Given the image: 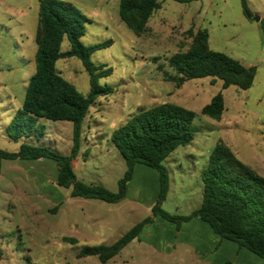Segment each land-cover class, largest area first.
Returning <instances> with one entry per match:
<instances>
[{"label": "rangeland", "instance_id": "rangeland-1", "mask_svg": "<svg viewBox=\"0 0 264 264\" xmlns=\"http://www.w3.org/2000/svg\"><path fill=\"white\" fill-rule=\"evenodd\" d=\"M85 17V46L111 44L93 52L91 61L111 69L99 79L113 92L99 97L82 124L78 180L117 193L127 170L112 141L113 132L141 109L172 103L195 113L194 141L174 150L163 162L169 172V192L163 209L187 216L202 203V170L217 142L226 143L239 160L264 176V0H199L178 3L159 0L161 8L138 37L122 22L119 0H62ZM39 0H0V149L18 152L23 143L71 153L73 124L38 118L43 136L11 139L6 131L21 108L35 72V43ZM194 27L209 32L210 47L242 63L255 66L253 86L222 89V81L192 80L181 87L169 59L188 49L186 32ZM69 49L65 41L62 50ZM61 75L87 96L89 76L78 58L57 63ZM168 73V74H166ZM219 92L225 98L220 121L201 114ZM76 166V161L74 160ZM58 167L50 160H2L0 176V264H197L186 247L164 249L171 243L166 229L153 222L106 263L97 256L79 258L84 246H111L134 225L153 217L158 172L136 166L126 197L118 203L71 197L57 184ZM149 202H151L149 204ZM155 218H153L154 221ZM149 231L155 232L147 236Z\"/></svg>", "mask_w": 264, "mask_h": 264}, {"label": "trees", "instance_id": "trees-1", "mask_svg": "<svg viewBox=\"0 0 264 264\" xmlns=\"http://www.w3.org/2000/svg\"><path fill=\"white\" fill-rule=\"evenodd\" d=\"M191 3L199 0H174ZM243 12L251 18L247 0H241ZM161 8L159 0H119L122 22L141 37L148 30V22ZM87 17L72 3L62 0H39L35 43V72L30 77L24 101L7 127L13 140L23 136L41 137L44 131L36 126L38 118L51 121H69L73 124V146L70 155H63L48 147L23 143L18 152L0 149V176L2 160L48 159L57 164V184L70 189L71 197L97 199L118 203L127 194L136 166L156 170L159 175V193L147 217L134 225L111 246H84L79 258L97 256L106 263L119 254L130 242L138 238L153 218L161 217L175 224L177 230L199 218L224 240L236 243L264 260V176L238 159L223 141L212 149L207 166L202 170L203 195L201 206L187 216L171 215L163 209L169 192V172L164 160L178 147L191 144L195 139L193 128L195 113L182 106L164 103L141 109L112 134L115 147L127 164L124 177L119 180L118 192L113 193L97 184L78 180L72 160L80 151L82 124L90 107L99 97L113 92L110 86H101L99 79L111 69H102L91 61L94 51L111 43L85 46ZM264 34V25H262ZM186 34L191 39L188 49L174 54L168 61L174 75H168L178 87L188 81L210 78L212 84L222 81V89L235 86L247 90L253 86L257 68L245 66L239 60L210 47L209 32L191 27ZM67 41L69 49L62 50ZM78 58L88 76L90 91L81 94L74 84L67 81L57 68L62 59ZM168 74V73H166ZM225 110V98L217 93L205 105L201 114L220 121Z\"/></svg>", "mask_w": 264, "mask_h": 264}, {"label": "crops", "instance_id": "crops-1", "mask_svg": "<svg viewBox=\"0 0 264 264\" xmlns=\"http://www.w3.org/2000/svg\"><path fill=\"white\" fill-rule=\"evenodd\" d=\"M244 65L250 67L249 65ZM205 79H208L211 83L210 78H204L200 80ZM218 81L219 80H217L216 83H218ZM67 155H70V153H67ZM74 160L76 161V166L74 165ZM78 164L79 161L76 157L72 160V166L74 170L77 168ZM158 193L159 175L157 196ZM153 202L155 203V201ZM150 203L151 202H149V204ZM153 204H150L151 208ZM153 222L159 223L162 229H166V234L169 236L171 243L167 245L170 246H164V249H175L177 245L184 246L186 247V250L192 255L194 261H197V264H264L263 259L248 251L247 249L240 248L232 241L221 239L206 222L200 220L199 218H193L192 220L184 223L179 230H177L175 224L168 222L161 217H155ZM154 233L155 232L149 231L146 233V235L152 236Z\"/></svg>", "mask_w": 264, "mask_h": 264}]
</instances>
